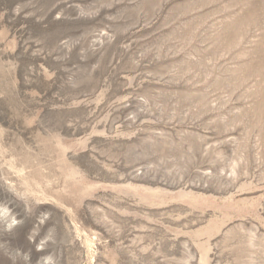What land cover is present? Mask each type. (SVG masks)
Returning a JSON list of instances; mask_svg holds the SVG:
<instances>
[{
    "label": "rangeland",
    "instance_id": "374dc122",
    "mask_svg": "<svg viewBox=\"0 0 264 264\" xmlns=\"http://www.w3.org/2000/svg\"><path fill=\"white\" fill-rule=\"evenodd\" d=\"M0 264H264V0H0Z\"/></svg>",
    "mask_w": 264,
    "mask_h": 264
}]
</instances>
